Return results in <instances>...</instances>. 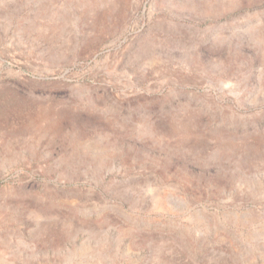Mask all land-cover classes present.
I'll return each mask as SVG.
<instances>
[{"label": "rangeland", "instance_id": "1", "mask_svg": "<svg viewBox=\"0 0 264 264\" xmlns=\"http://www.w3.org/2000/svg\"><path fill=\"white\" fill-rule=\"evenodd\" d=\"M0 264H264V0H0Z\"/></svg>", "mask_w": 264, "mask_h": 264}]
</instances>
